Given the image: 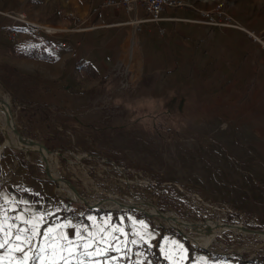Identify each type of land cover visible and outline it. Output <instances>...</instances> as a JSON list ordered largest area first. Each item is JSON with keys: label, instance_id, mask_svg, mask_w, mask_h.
<instances>
[{"label": "rangeland", "instance_id": "1", "mask_svg": "<svg viewBox=\"0 0 264 264\" xmlns=\"http://www.w3.org/2000/svg\"><path fill=\"white\" fill-rule=\"evenodd\" d=\"M192 1L186 0L194 6ZM231 1H235L238 11L264 27V0H239V4L236 0H213L214 7L202 10L221 9L227 13L224 6ZM80 6L79 0H0V38H9L11 44L19 41L18 35L15 41L8 35L13 26L25 36V42L20 38L21 43L15 47L26 49L36 41L60 45L65 36L94 24L85 20L91 12L81 14ZM4 11L24 13L29 21L44 25L46 30L9 17ZM24 43L27 46H22ZM15 47L0 48V107L6 118L9 103L13 125L53 150L47 158L59 176L74 184L86 198L101 202L132 197L146 202L150 209L157 205L164 214H177L194 223L185 226L189 235L215 231L213 242L204 245L214 256L264 263V237L234 227L241 224L243 228L264 231V138H236L237 128L222 127L219 115L204 119L215 112L205 111V103L200 105L203 110H194L196 103L188 96L155 90L146 94L118 93L107 81H88L84 85L77 78L75 85H63L64 91L59 93L61 85L56 83L60 79H49L29 68L30 57L21 56L24 59L18 68ZM72 53L70 50V57ZM70 69L74 78L72 64L68 65ZM7 133L0 127L1 142L5 143ZM6 145L0 169L2 156L11 155L18 166L50 182L56 198L74 200L102 212L132 211L155 226L179 233L175 223L160 214L133 207H93L81 198L60 193L61 182L49 176L38 149L27 142ZM208 227H212L210 232ZM162 242L161 247L167 246L166 237ZM175 242V247L186 246L181 239Z\"/></svg>", "mask_w": 264, "mask_h": 264}, {"label": "crops", "instance_id": "2", "mask_svg": "<svg viewBox=\"0 0 264 264\" xmlns=\"http://www.w3.org/2000/svg\"><path fill=\"white\" fill-rule=\"evenodd\" d=\"M116 1H121V5H110L108 0H79L78 10L83 15L91 12L85 20L94 24L65 36L60 45L49 46L36 41L28 46L24 43L22 46H27L26 49L15 47L25 38L24 32L15 28L19 41L12 45L9 38L2 37L0 48L26 51L44 45L54 58H29V68L44 73L49 79H60L56 83L61 85L59 93L64 91L63 85H75L76 78L84 85L88 81L101 83L98 78L92 80L81 75L77 62L83 60L106 77L115 92L146 94L155 90L159 94L188 96L196 103L194 110H203L200 105L205 103L208 105L205 111L215 112L211 116L206 114L204 119L219 115L222 127L237 128L236 138H264V48L236 28L207 23L201 10L214 7L213 0H193L194 6L167 8L160 21L148 20L141 4L132 3L128 7L124 0ZM234 3L225 4L227 13L252 29L264 30L263 26L255 24L257 21L238 11ZM17 58L19 68L24 58L20 55ZM69 64L74 68V78L72 70L68 71ZM197 117L202 119L200 115ZM6 146V141L0 140V156ZM0 207L8 209L10 216L25 208L34 213H51L46 215L43 227L66 220L91 226L90 216L96 217L97 223L110 218L111 223L125 229L129 241H139L135 245L129 243L121 253L110 252V256L118 258L115 264H136L137 261L149 264L138 255L140 250H133L141 243L157 245L165 258L167 253L171 257L166 258L167 264H255L254 260L235 256H214L188 244L179 233L155 226L132 211L97 212L74 200L56 198L50 182L18 166L11 155L2 156ZM65 231L70 238L74 236V229ZM165 237L167 246L161 247ZM121 239H124L122 235ZM175 239H181L186 246L175 247ZM124 251H127L126 256Z\"/></svg>", "mask_w": 264, "mask_h": 264}, {"label": "snow or ice", "instance_id": "3", "mask_svg": "<svg viewBox=\"0 0 264 264\" xmlns=\"http://www.w3.org/2000/svg\"><path fill=\"white\" fill-rule=\"evenodd\" d=\"M8 211L0 207V264H115L118 258L110 256V252L121 253L129 243L139 242L129 241L125 229L111 223L110 218L97 223L96 217L90 216L91 226L66 220L43 227L46 215L51 213H34L25 208L10 216ZM68 228L74 229L72 238L65 231ZM123 254L126 256L127 251ZM165 256L171 259L167 253Z\"/></svg>", "mask_w": 264, "mask_h": 264}, {"label": "bare ground", "instance_id": "4", "mask_svg": "<svg viewBox=\"0 0 264 264\" xmlns=\"http://www.w3.org/2000/svg\"><path fill=\"white\" fill-rule=\"evenodd\" d=\"M24 18L27 21H29L27 17H24ZM19 19H22V18L19 17ZM30 22H32V21L30 20ZM7 108L8 109H7L6 118H5L4 117V115H5L4 113L5 112L3 113V109L0 107V127L2 129H6V131L8 132L7 136H6V144L8 143L10 145H16V144H19V143H22V142H27V143L31 144L32 146H34L36 149H38V151L43 156V151L44 152H46V151L40 145H38L35 142L28 141V140H26L24 138L18 137L14 132L9 131L5 127V123L13 125V123H12L13 115H12V110H11V106H10L9 103H8V107ZM15 125H13L14 128L19 130ZM35 145H38V146H35ZM52 163H51L50 160H48V158H46V164L48 165V174H49L50 177L60 180V176L58 175V172L54 169V167H56V166H54L53 165L54 163L53 164ZM60 182H61V185L59 187V192L60 193H66V194H68L69 196H71L73 198H82L80 195L74 193V191L70 187H68L67 185L63 184L61 180H60ZM84 199L86 201L90 202L91 204H93V205H95L97 207H101V208L106 207V208H112V209H117V208L118 209H121V208L122 209H128V208L133 207V208H137V209H144V210H147L148 212H151V213L160 214V215L166 217L169 220V222L171 221V222L175 223L174 225L178 226L181 230H185V232H188L185 229L186 225L190 226V225L194 224V223H189V222H186L185 220L180 219V217L177 214H174V213L164 214L163 212L158 211L156 208L155 209H150L147 206L146 202L140 201V200H136V199H134L132 197H125L124 196V197H120V198H116V199H110V200L101 201V202H99L97 200H94V199L86 198V197H84ZM210 222H212V221H210ZM214 222H216V221H214ZM218 225H220V223ZM234 227H235V229H239V228H241V225L234 226ZM211 228L212 227H208L207 231L210 232ZM214 232L215 231H211L210 233H205V232H201L200 231V233L199 232L196 233V231H195V233L190 234V235L193 237V240L195 242H197L198 244L209 245V244H211L213 242L214 237L216 236V233H214ZM222 232H220V233H222ZM213 234H214V237H213ZM260 236L264 237V235H260Z\"/></svg>", "mask_w": 264, "mask_h": 264}, {"label": "built area", "instance_id": "5", "mask_svg": "<svg viewBox=\"0 0 264 264\" xmlns=\"http://www.w3.org/2000/svg\"><path fill=\"white\" fill-rule=\"evenodd\" d=\"M123 2L128 7L132 3H137V4L143 5L147 11V14H148L147 19L151 20V21H160L163 18L162 13L167 8H178V7L188 5L186 0H124ZM121 3H122L121 1L108 0V4H110V5L120 6ZM201 11H202V14L205 17V21L207 23L220 24L223 26H230V27L232 26L233 28L240 29L252 41H254V42L260 44L262 47H264V30L257 31L255 29L249 28V27L241 24L237 20H235L231 15H229L228 13H226L225 11H223L221 9H218L216 11H212V10H201ZM4 13L7 14V16H9V17H13V18H17V19H19V17H21L22 19H20V20L25 21V22L30 23V24L35 25V26L42 27L46 30V27L40 23H37L34 21H32V22L27 21L24 18V17H26L24 13H14V12L11 13V12H5V11H4ZM8 35L13 41H15L17 39V35H18L17 30L15 28H13V26L10 27L8 30ZM239 225H241V224H239ZM239 229L242 230L243 225H241V228H239Z\"/></svg>", "mask_w": 264, "mask_h": 264}, {"label": "trees", "instance_id": "6", "mask_svg": "<svg viewBox=\"0 0 264 264\" xmlns=\"http://www.w3.org/2000/svg\"><path fill=\"white\" fill-rule=\"evenodd\" d=\"M18 55L23 57H30V58H41L52 60L54 58L48 51H46L45 46H41L39 48H33L26 51H18ZM79 67V71L82 76L88 79H100V82L103 83L106 81V77H102L98 70L92 66V64L80 60L77 62ZM92 209V208H91ZM97 212H102L101 210L94 209ZM181 236V234H179ZM183 238V237H182ZM184 239V238H183ZM188 244V240L184 239ZM134 251L140 250L142 253V257L145 262L149 264H167V259L161 255L159 252L157 245H149L146 243H141L139 245L134 246Z\"/></svg>", "mask_w": 264, "mask_h": 264}, {"label": "water", "instance_id": "7", "mask_svg": "<svg viewBox=\"0 0 264 264\" xmlns=\"http://www.w3.org/2000/svg\"><path fill=\"white\" fill-rule=\"evenodd\" d=\"M5 127L9 130V131H12V132H14L18 137H21V138H24V139H26V140H28V141H32V142H35V143H37L38 145H40L45 151H46V153L42 156V163H43V165L45 166V168L47 169V171H48V165L46 164V158L50 155V154H52L53 153V150L52 149H50V148H48L46 145H45V143L42 141V140H40V139H38V138H36V137H34V136H32V135H30V134H27V133H24V132H22V131H20V130H17V129H15L14 128V126L13 125H10V124H8V123H5ZM60 180L62 181V182H64V183H67L70 187H72L82 198V200L84 201V202H86L88 205H90V206H93V207H97V206H95V205H93V204H91L90 202H88V201H86L85 199H84V196H83V194L74 186V184H72L69 180H67L66 178H64V177H62V176H60ZM154 207L157 209V210H159L160 212H163L157 205H154ZM140 210H144V209H140ZM169 221V220H168ZM174 225V224H173ZM174 227H175V229L179 232V234H181V236L184 238V239H186V240H189V241H191L192 243H194V244H196V246H198L199 248H202V249H206L207 248V246H204V245H201V244H198L197 242H195L194 240H193V237L191 236V235H189V234H187L186 232H184L183 230H181L178 226H176V225H174ZM245 231H247V232H255V233H259V235H264V231H262V230H257V229H253V228H250V227H245V228H243Z\"/></svg>", "mask_w": 264, "mask_h": 264}]
</instances>
